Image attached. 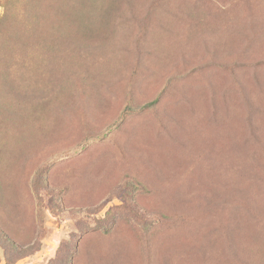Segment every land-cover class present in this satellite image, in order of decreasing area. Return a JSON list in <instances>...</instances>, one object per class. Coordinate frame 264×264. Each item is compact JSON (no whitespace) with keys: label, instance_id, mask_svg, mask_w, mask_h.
Segmentation results:
<instances>
[{"label":"rangeland","instance_id":"rangeland-1","mask_svg":"<svg viewBox=\"0 0 264 264\" xmlns=\"http://www.w3.org/2000/svg\"><path fill=\"white\" fill-rule=\"evenodd\" d=\"M0 264H264V0H0Z\"/></svg>","mask_w":264,"mask_h":264}]
</instances>
